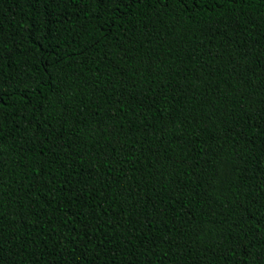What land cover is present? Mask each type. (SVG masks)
<instances>
[{
    "label": "trees",
    "instance_id": "obj_1",
    "mask_svg": "<svg viewBox=\"0 0 264 264\" xmlns=\"http://www.w3.org/2000/svg\"><path fill=\"white\" fill-rule=\"evenodd\" d=\"M0 264H264V0H0Z\"/></svg>",
    "mask_w": 264,
    "mask_h": 264
}]
</instances>
